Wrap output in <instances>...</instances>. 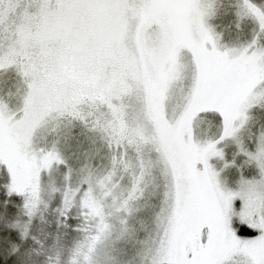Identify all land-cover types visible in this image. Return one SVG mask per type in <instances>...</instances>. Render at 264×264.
<instances>
[{"label":"snow or ice","instance_id":"obj_1","mask_svg":"<svg viewBox=\"0 0 264 264\" xmlns=\"http://www.w3.org/2000/svg\"><path fill=\"white\" fill-rule=\"evenodd\" d=\"M0 264H264V0H0Z\"/></svg>","mask_w":264,"mask_h":264}]
</instances>
